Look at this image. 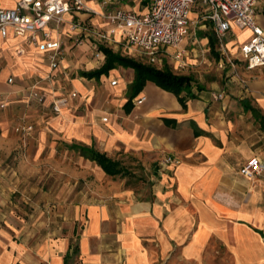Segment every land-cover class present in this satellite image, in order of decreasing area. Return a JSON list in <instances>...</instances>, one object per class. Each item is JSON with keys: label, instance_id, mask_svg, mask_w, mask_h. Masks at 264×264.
Segmentation results:
<instances>
[{"label": "crops", "instance_id": "obj_1", "mask_svg": "<svg viewBox=\"0 0 264 264\" xmlns=\"http://www.w3.org/2000/svg\"><path fill=\"white\" fill-rule=\"evenodd\" d=\"M16 1L0 0V9ZM100 1L85 6L100 12ZM150 4L109 0L107 10L143 15ZM262 11L259 0L264 29ZM64 18L107 27L84 12ZM235 30L247 38L231 36L226 46L239 58L250 32ZM71 37L67 23L53 29L66 52L53 71L26 37H0V264H264V171L252 180L239 174L252 157L264 162V126L244 107L264 117V68L238 67V76L179 96L146 81L129 100L133 70L101 69L104 49L131 51L91 40L74 46ZM200 46L218 58L209 26L192 27L180 49L195 59ZM218 93L221 100L212 97ZM62 96L68 103L53 114ZM19 120L33 126L29 137L14 132ZM80 148L118 162L122 175H108ZM166 157L179 163L166 165ZM131 179L145 196L126 187Z\"/></svg>", "mask_w": 264, "mask_h": 264}, {"label": "built area", "instance_id": "obj_2", "mask_svg": "<svg viewBox=\"0 0 264 264\" xmlns=\"http://www.w3.org/2000/svg\"><path fill=\"white\" fill-rule=\"evenodd\" d=\"M259 0H151L148 11L138 15L130 10H107L109 0L101 1V11L89 10L85 0H17L13 8L0 9V37L5 38L9 30L20 37H26L30 45L37 47L45 54V62L50 71L62 66L66 57L64 42L52 39L53 29L58 30L64 24L69 25L72 37L69 41L74 46H81L85 41L102 43L107 46L121 45L131 51V54L141 56L149 64H161L168 57L179 69L186 66L187 51L180 49L181 44L189 34V30L198 26H209L217 46L219 69L229 67L236 71V61L231 59L227 50V42L232 36V29L248 30L250 37L238 47L239 60L248 71L264 68V29L256 23V11ZM194 6L199 8L197 18L191 22L190 14ZM87 13L98 17L104 22L106 29L86 26L79 21H66L65 14ZM120 33L119 38L116 34ZM20 52V51H19ZM204 48H199V56L205 57ZM96 59L100 53H95ZM199 57V58H200ZM12 80L9 79V83ZM45 81L47 76L36 81L34 89ZM110 85H116L111 81ZM69 98L77 94L71 92ZM215 100L222 99V93L212 94ZM145 100L141 97L134 101L139 106ZM68 103V97L62 96L53 100L51 112L58 115ZM6 106L5 100H0V108ZM107 118H102L106 122ZM14 132L23 137H29L33 126L19 120L14 126ZM164 164H178V159L166 157ZM264 171V162L252 157L239 169V174L252 180Z\"/></svg>", "mask_w": 264, "mask_h": 264}, {"label": "trees", "instance_id": "obj_3", "mask_svg": "<svg viewBox=\"0 0 264 264\" xmlns=\"http://www.w3.org/2000/svg\"><path fill=\"white\" fill-rule=\"evenodd\" d=\"M262 14H264V11H262ZM210 44L214 47L213 40ZM104 52L106 60L101 69L103 72L111 70L116 66H122L133 70L134 79L128 89L129 100L133 99L141 91L146 81L154 82L164 90L172 92L175 96H179L182 92H188L190 88L191 80L188 77L174 75L168 69L162 71L155 70L150 66L137 63L132 59L115 54L110 50L104 49ZM244 107L249 109L252 112L253 117L264 126V117H262L256 110L247 106ZM80 151L87 159L98 163L108 175H122V169L118 162L112 161L93 149L80 148Z\"/></svg>", "mask_w": 264, "mask_h": 264}, {"label": "rangeland", "instance_id": "obj_4", "mask_svg": "<svg viewBox=\"0 0 264 264\" xmlns=\"http://www.w3.org/2000/svg\"><path fill=\"white\" fill-rule=\"evenodd\" d=\"M101 4V1H100ZM194 8V7H193ZM194 10V9H193ZM260 14V13H259ZM257 14V15H259ZM256 23L260 26V19L256 18ZM199 31H197L198 34ZM233 39H239L243 40L246 39L247 36L238 33L235 29H232L231 31ZM82 46V45H81ZM199 48H202L201 46L198 47V53L196 58H191V56H187L184 60L186 63V66L183 69L177 68V66L168 58L165 57L162 60L161 64H149L145 58L135 55V54H124L122 57L132 59L136 61L137 63L150 66L151 68L155 70L162 71L164 69H168L172 74L177 76H184L188 77L191 80L190 86L192 89H206L211 83L214 82H221L222 80L226 79V76H238V67L241 69H245L244 65L237 60L238 58L236 56H229L231 59H234L237 63L236 65V71L231 70L229 67H226L225 69H219L216 66V60L218 59L216 55L214 54H206L205 57L199 56ZM200 57V58H199ZM192 61V62H191ZM246 70V69H245ZM126 187H131L136 190V193L138 195H141L139 198H142L146 194V187L141 183L138 182L136 184L135 181L132 179L127 181Z\"/></svg>", "mask_w": 264, "mask_h": 264}, {"label": "bare ground", "instance_id": "obj_5", "mask_svg": "<svg viewBox=\"0 0 264 264\" xmlns=\"http://www.w3.org/2000/svg\"><path fill=\"white\" fill-rule=\"evenodd\" d=\"M191 17V16H190Z\"/></svg>", "mask_w": 264, "mask_h": 264}]
</instances>
